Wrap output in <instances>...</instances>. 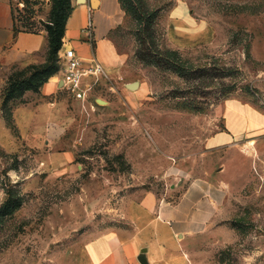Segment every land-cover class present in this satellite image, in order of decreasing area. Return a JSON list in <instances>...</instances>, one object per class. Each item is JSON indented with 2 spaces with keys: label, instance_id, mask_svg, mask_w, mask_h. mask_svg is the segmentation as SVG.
Segmentation results:
<instances>
[{
  "label": "rangeland",
  "instance_id": "374dc122",
  "mask_svg": "<svg viewBox=\"0 0 264 264\" xmlns=\"http://www.w3.org/2000/svg\"><path fill=\"white\" fill-rule=\"evenodd\" d=\"M39 1L17 24L48 34L53 0ZM120 2L112 39L126 57L122 78L99 83L85 106L62 93L66 114L56 130L28 131L20 146L0 148V208L10 196L21 201L0 217V264H98L115 230L130 229L132 203L150 191L176 199L171 186L208 170L222 171L227 194L195 264H264V0ZM145 12L155 13L158 48L177 51L189 68L228 75L185 80L139 60L147 35L137 16ZM47 57L32 66H45ZM32 71L0 69L5 91ZM136 82L137 89L127 87ZM227 126L244 132L210 148Z\"/></svg>",
  "mask_w": 264,
  "mask_h": 264
},
{
  "label": "crops",
  "instance_id": "0c3cea01",
  "mask_svg": "<svg viewBox=\"0 0 264 264\" xmlns=\"http://www.w3.org/2000/svg\"><path fill=\"white\" fill-rule=\"evenodd\" d=\"M24 1L27 7L21 10L15 0H0V69H22L41 65L46 60L48 34L23 31L16 20L17 10L33 12L41 3L39 0ZM70 2L72 9L66 22L63 45L73 48L85 60H98L106 72L100 83L113 86L114 79L122 78L126 63L125 55L119 53L112 39V31L123 11L120 0H97L96 6L92 5V0ZM95 17L102 25L100 32H97ZM89 24L94 30L92 43L82 35V30ZM7 80L0 78V148L9 151L11 146L23 144L21 134L25 132L56 130L66 114L60 95L67 91L63 88L61 74L57 73L39 91H27L23 96V99L36 98L35 102L23 103L21 98L8 101ZM241 132L244 131H234L227 126L208 140L209 147L229 146ZM72 158L65 154L64 159ZM205 174L180 179L178 184L171 186L170 193H179L176 199H160L150 191L140 201L132 203L130 229L115 230L107 239L108 250L98 264H140L138 257L143 249L147 250L149 264H186L184 255L192 258L191 262L195 264L197 244L220 212L228 186L222 171L213 174L208 170Z\"/></svg>",
  "mask_w": 264,
  "mask_h": 264
},
{
  "label": "trees",
  "instance_id": "16d2710c",
  "mask_svg": "<svg viewBox=\"0 0 264 264\" xmlns=\"http://www.w3.org/2000/svg\"><path fill=\"white\" fill-rule=\"evenodd\" d=\"M71 9L70 0H53L51 22L47 27L49 42L47 64L43 67L29 66L33 69L31 76L22 82L14 84L13 88H8L6 91V100L9 101L10 99L19 98L21 97V94L27 91H39L40 87L45 82L59 72L60 69L57 65V59L63 48L66 22L71 13ZM128 9L133 12L135 11V7L132 3H129ZM17 12L18 14H21L19 10H17ZM137 17L140 24L144 22L146 26L144 28L147 37L141 38L140 49L137 52L138 59L142 62L152 64L166 71H172L185 80L202 79L204 81H208L210 78H225L228 75L226 72L218 71L214 72V75L212 76L210 74L212 71L211 69L206 70L201 68H189L177 51L169 49L161 50L158 48L157 44H155L156 42L153 36L155 13L145 12ZM147 43H149V47L147 46ZM20 206L21 201H13L10 196L4 206L0 208V217L4 218L13 215Z\"/></svg>",
  "mask_w": 264,
  "mask_h": 264
},
{
  "label": "built area",
  "instance_id": "2783aa9c",
  "mask_svg": "<svg viewBox=\"0 0 264 264\" xmlns=\"http://www.w3.org/2000/svg\"><path fill=\"white\" fill-rule=\"evenodd\" d=\"M15 1L19 9L25 8L24 0ZM82 35L87 42L92 43L94 41L93 26L89 24L85 27ZM59 55L62 62L59 74L62 76L63 88L85 106L91 102L95 87L106 74L103 66L96 59L88 61L81 58L73 48H66L64 45ZM91 108L95 109V106L91 104Z\"/></svg>",
  "mask_w": 264,
  "mask_h": 264
},
{
  "label": "water",
  "instance_id": "95a60500",
  "mask_svg": "<svg viewBox=\"0 0 264 264\" xmlns=\"http://www.w3.org/2000/svg\"><path fill=\"white\" fill-rule=\"evenodd\" d=\"M80 2H85V0H79ZM97 0H92V5L96 6ZM127 87H129L130 89L134 90L137 89L139 87V83H132L127 85ZM146 249H143L140 256L138 257V261L140 262V264H149L147 257H146Z\"/></svg>",
  "mask_w": 264,
  "mask_h": 264
}]
</instances>
